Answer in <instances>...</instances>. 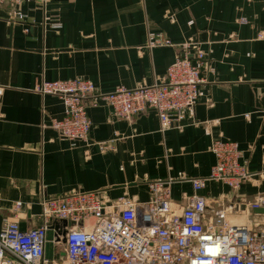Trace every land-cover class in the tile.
I'll list each match as a JSON object with an SVG mask.
<instances>
[{
	"label": "crops",
	"instance_id": "obj_1",
	"mask_svg": "<svg viewBox=\"0 0 264 264\" xmlns=\"http://www.w3.org/2000/svg\"><path fill=\"white\" fill-rule=\"evenodd\" d=\"M20 10L25 18L14 22L12 7H0V233L5 220L40 227L45 197L99 192L147 202L149 183L167 180L179 208L197 193L211 208L233 207V224L264 225L248 207L264 196V0H24ZM155 34L174 45L150 48ZM187 42L208 55L199 100L180 127L162 131L155 111L118 118L102 99L88 107L87 142L43 127L64 116L56 96L38 92L43 82L89 80L103 95L151 86ZM217 140L238 142L253 176L238 190L207 181L195 192L179 174L208 178ZM58 228L47 233L52 264L66 258Z\"/></svg>",
	"mask_w": 264,
	"mask_h": 264
},
{
	"label": "built area",
	"instance_id": "obj_2",
	"mask_svg": "<svg viewBox=\"0 0 264 264\" xmlns=\"http://www.w3.org/2000/svg\"><path fill=\"white\" fill-rule=\"evenodd\" d=\"M24 0H0V7H12L14 22L24 20L20 10ZM246 24V19L240 20ZM174 44L162 34H155L149 47ZM207 53L196 43L181 46L176 61L165 78L136 90L119 89L103 95L89 80L72 79L43 82L38 92L56 96L64 106V116L43 125L73 142H87L92 128L88 107L105 100L114 115L125 120L155 111L161 130L180 127L200 97L202 64ZM3 89L0 88V95ZM264 114V103L261 109ZM248 117V116H247ZM101 144V148L105 149ZM216 164L206 179H187L195 192L207 181L223 183L238 190L253 174L243 163L238 142L217 140L211 148ZM173 180L149 183L147 202L122 197L113 202L99 192H71L42 201L43 224L23 231L16 221L5 220L0 233V264H52L46 258L48 230L60 224L56 240L65 243L63 264H264V225H237L227 220L226 210L211 208L195 193L179 208L172 200ZM21 203L15 204L18 211ZM252 210H264V196L248 202ZM67 222L63 226V222Z\"/></svg>",
	"mask_w": 264,
	"mask_h": 264
},
{
	"label": "water",
	"instance_id": "obj_3",
	"mask_svg": "<svg viewBox=\"0 0 264 264\" xmlns=\"http://www.w3.org/2000/svg\"><path fill=\"white\" fill-rule=\"evenodd\" d=\"M255 212L264 214V210H255ZM66 225H67V222L64 221L63 226H66ZM59 227H60V224H59Z\"/></svg>",
	"mask_w": 264,
	"mask_h": 264
}]
</instances>
